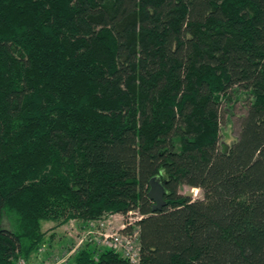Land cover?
Masks as SVG:
<instances>
[{"label":"trees","instance_id":"trees-1","mask_svg":"<svg viewBox=\"0 0 264 264\" xmlns=\"http://www.w3.org/2000/svg\"><path fill=\"white\" fill-rule=\"evenodd\" d=\"M131 211L139 264H264V0H0V264L41 248L43 221Z\"/></svg>","mask_w":264,"mask_h":264},{"label":"rangeland","instance_id":"rangeland-1","mask_svg":"<svg viewBox=\"0 0 264 264\" xmlns=\"http://www.w3.org/2000/svg\"><path fill=\"white\" fill-rule=\"evenodd\" d=\"M248 103L247 93L244 91L233 96L228 104L225 102L220 129V145H231L238 139L241 119L247 112ZM181 192L191 194L193 197L202 196L200 188L187 185L181 188ZM139 216L140 214L136 211H131L127 216L115 213L108 214L97 222L71 220L58 227H55V222L43 221L42 227L46 231V236L42 241V247L40 246L41 248L34 252L29 260L24 261L20 258L18 264H73L74 255L86 245L93 249L95 255H99L103 249L108 248L103 246L106 244L105 236H100L99 229L106 231L113 228L122 231L124 224H133Z\"/></svg>","mask_w":264,"mask_h":264},{"label":"built area","instance_id":"built-area-1","mask_svg":"<svg viewBox=\"0 0 264 264\" xmlns=\"http://www.w3.org/2000/svg\"><path fill=\"white\" fill-rule=\"evenodd\" d=\"M126 227V225L122 226V232H118L117 230H113V238L109 235L104 234L105 238L109 237L112 242L111 245L119 247V246H124L127 248V251L131 253L133 251L134 255L132 256V261L135 264L140 263V257L138 254H135V250H139L138 246V239H137V231L134 232L133 234H126V232L123 231V229ZM104 238V241H105ZM106 242V241H105ZM106 244H110L106 242Z\"/></svg>","mask_w":264,"mask_h":264},{"label":"water","instance_id":"water-1","mask_svg":"<svg viewBox=\"0 0 264 264\" xmlns=\"http://www.w3.org/2000/svg\"><path fill=\"white\" fill-rule=\"evenodd\" d=\"M224 149L226 150L228 145H223ZM150 189L148 191V196L150 199L154 201V205L152 207L153 210L161 209L165 204V193L166 188L164 184L161 181V178L159 176H154L150 179Z\"/></svg>","mask_w":264,"mask_h":264},{"label":"bare ground","instance_id":"bare-ground-1","mask_svg":"<svg viewBox=\"0 0 264 264\" xmlns=\"http://www.w3.org/2000/svg\"><path fill=\"white\" fill-rule=\"evenodd\" d=\"M101 223V222H100ZM125 225V224H124ZM98 230V229H97ZM113 230H115V229H111V230H106V231H102L101 229H99V231H100V236H102V235H104V234H106V235H109V236H111L112 238H113ZM118 232H122L121 230H118V229H116ZM127 234V233H126ZM90 235V234H89ZM88 235V236H89ZM105 241L106 242H108V243H110V244H103V246H106V247H108V248H112V249H115V250H117V251H119L124 257H126V258H128L129 259V261H130V264H135L133 261H132V256L134 255V253H133V251L131 252V253H129L128 251H127V248L126 247H124V246H119V247H116V246H113V245H111V242H112V240L109 238V237H106L105 238ZM135 254H138V256H139V250L137 251V250H135ZM140 257V256H139Z\"/></svg>","mask_w":264,"mask_h":264},{"label":"crops","instance_id":"crops-1","mask_svg":"<svg viewBox=\"0 0 264 264\" xmlns=\"http://www.w3.org/2000/svg\"><path fill=\"white\" fill-rule=\"evenodd\" d=\"M95 222H97L98 220H94Z\"/></svg>","mask_w":264,"mask_h":264}]
</instances>
